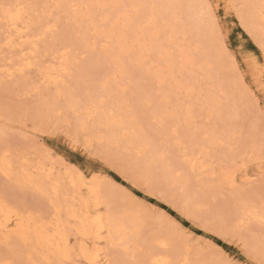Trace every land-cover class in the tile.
I'll return each instance as SVG.
<instances>
[{"label": "snow or ice", "instance_id": "1", "mask_svg": "<svg viewBox=\"0 0 264 264\" xmlns=\"http://www.w3.org/2000/svg\"><path fill=\"white\" fill-rule=\"evenodd\" d=\"M262 57L264 0L0 3V264H264ZM116 151L216 219L148 209Z\"/></svg>", "mask_w": 264, "mask_h": 264}, {"label": "rangeland", "instance_id": "2", "mask_svg": "<svg viewBox=\"0 0 264 264\" xmlns=\"http://www.w3.org/2000/svg\"><path fill=\"white\" fill-rule=\"evenodd\" d=\"M239 21L236 22V26L238 27ZM242 29H238L235 32V39L239 41L241 44H246L248 51H252L254 53L259 52L258 45L251 43L247 39L241 40ZM264 59V57H262ZM110 162L114 165V168L107 167L104 164H99V166L95 169L96 172H99L101 168H106V175L111 174L110 178L115 180H123L124 173L126 172L130 177H132L133 181L140 182L143 184L144 188L152 187L156 191V195L149 196L147 198V208L154 209L157 213L161 211V205H163V211L168 213L169 216L177 223H183L185 225H189L192 221L188 220L184 215H182L181 211H176L173 205H179L182 211H188L189 205H191V212L197 218L204 217L205 220L211 218L213 220L216 217L213 215L218 211L216 206L212 203L211 196L212 193L200 192L197 193L194 189H187L181 192L180 189H174L173 187H168L159 181L158 178H154L152 176H147L148 174L144 172H140L137 166L124 154H120L118 151L110 154ZM72 162L76 165H79L82 160L86 159L82 156V154H73ZM94 164L98 163L97 161H93ZM146 174V175H145ZM130 186V185H129ZM137 192L141 193V200L144 199V192L141 188H136ZM160 197H167L168 200L173 201V204H165ZM201 197V199H197ZM201 201V205L198 206L194 201ZM160 227L164 228L165 225L161 224ZM197 235H200V230H197ZM221 245H225V241H219ZM227 246V245H225ZM232 247L233 251H235L234 246Z\"/></svg>", "mask_w": 264, "mask_h": 264}, {"label": "bare ground", "instance_id": "3", "mask_svg": "<svg viewBox=\"0 0 264 264\" xmlns=\"http://www.w3.org/2000/svg\"><path fill=\"white\" fill-rule=\"evenodd\" d=\"M3 2H10V0H0V3H3ZM125 155L137 166L140 172H144L148 174L147 176L150 175L154 178H158L160 182H162L164 185L168 187H173L176 190L177 189L181 190L178 184L169 183L168 176L165 174L162 166H160L158 170L157 166L154 163H152L151 160L137 156L134 151L132 153H128ZM197 199H201V197H198Z\"/></svg>", "mask_w": 264, "mask_h": 264}]
</instances>
